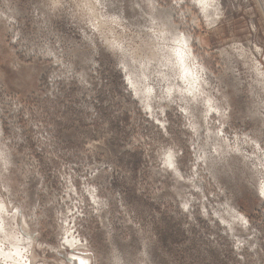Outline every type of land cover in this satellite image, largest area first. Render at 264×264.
Here are the masks:
<instances>
[{"label": "rangeland", "instance_id": "rangeland-1", "mask_svg": "<svg viewBox=\"0 0 264 264\" xmlns=\"http://www.w3.org/2000/svg\"><path fill=\"white\" fill-rule=\"evenodd\" d=\"M93 1L103 26L90 1L0 0V250L264 264V0ZM173 33L195 96L148 59Z\"/></svg>", "mask_w": 264, "mask_h": 264}, {"label": "bare ground", "instance_id": "bare-ground-1", "mask_svg": "<svg viewBox=\"0 0 264 264\" xmlns=\"http://www.w3.org/2000/svg\"><path fill=\"white\" fill-rule=\"evenodd\" d=\"M86 1H90L89 2L90 7L92 6V8H91V11L92 12L91 11L90 12L93 13V16H94V14H96V12L93 11V8L96 6L97 3L94 5V1L93 0H86ZM197 1L202 4L201 5L202 8L207 9L208 0H197ZM96 2H98V1H96ZM94 17L97 20L98 27L105 23V22H103V20H101L103 18H99L97 15H95ZM169 23H170V21H169ZM165 30L168 33H170V34L172 33V30L169 29V28H166ZM164 38L166 39L165 41H159L158 40V41H155L156 43L153 42V44L155 43L154 46L152 47L154 50H152L150 52V55H149V58L148 59H151V60H152V58L155 59V56L159 55L160 57L157 56V58L159 57L158 60H160V62H161V64H159V66L161 65V67L163 66V67H165V69L167 68V70L164 69V71L166 73L169 72V77H174V83L171 84V85H173L172 88L177 87L179 89V88H181V85H182L183 87L186 88V90H188L187 93H191L192 96H195V93H192L193 91H191V88H188L189 83L192 84L191 81H192V76H193V72H192V69L190 67L191 66L190 61H192L193 59H192L191 52H190V50L188 48V45H189L188 38L185 35H182L181 33H180V35L177 34V33H173L170 37H169V35L165 34V37ZM151 43H152V41H151ZM155 45H157V46H155ZM138 59H139V56H138ZM145 61H147V60H145ZM153 61L156 62V60H153ZM141 63H143V65H144V61L141 62ZM147 63H148V61H147ZM147 63H145L146 64L145 66H147ZM147 68L149 69V67H147ZM151 69H152V67H151ZM159 70H160V68H159ZM161 70H163V68ZM146 73H148V72H146ZM138 75H140V74H138ZM132 82H133V80L131 81V84H133L134 85V88H135L136 85H135L134 82L133 83ZM146 89H148V92L149 93L151 92L149 90L150 88H146ZM135 90H137V89H135ZM263 195H264V187H263ZM2 202H4V201L2 200ZM3 207H6V205L5 206H2V209H3ZM6 212H8V211H6ZM4 216H5V214H4ZM1 217H3V216H1ZM15 217H17L18 219H20V216L18 214V210H16ZM21 219H22V217H21ZM15 222H17V220ZM5 223H8V222H5ZM1 225H2V223H1ZM6 226H8V225H6ZM21 227H22V225H21ZM6 229H8V228H6ZM23 229H25V228H23ZM21 230H22V228H21ZM64 230L67 231L68 230L67 227ZM6 232H8V231H6ZM23 235H26V234H23ZM26 236H27L25 238V241H26V244H27L26 248L29 247L30 250H31L32 245H33L32 239L29 238L28 235H26ZM65 238H66V240H65L66 242L65 243L69 244L71 247H75V246H78L79 245V241H77V239H74L73 237H70L71 238L70 239L69 236H66ZM7 240L9 242V244H10V247L7 250L5 248L3 250H0V262L1 263H3V264H32L33 263V258L30 257L29 259H26V256L24 255L25 254V251H26V248L24 246L19 245V243H17L20 239H18V241H16L15 236H14V238H12L11 240H9V238ZM0 242H2V244L0 245L1 247L3 245H5V243H6L3 239H0ZM77 253L78 252H76V254L73 253L74 255H73L72 258H74V259L73 260L72 259L70 260V264L71 263L72 264L73 263L80 264L81 261H84V264H91L90 256L88 257V255L86 256V254L84 255L82 253L81 254H77ZM68 263H69V261H68Z\"/></svg>", "mask_w": 264, "mask_h": 264}, {"label": "snow or ice", "instance_id": "snow-or-ice-1", "mask_svg": "<svg viewBox=\"0 0 264 264\" xmlns=\"http://www.w3.org/2000/svg\"><path fill=\"white\" fill-rule=\"evenodd\" d=\"M165 164L169 169L175 170V164L173 163V155L171 151L167 152V158L165 159ZM80 264H84V261H81Z\"/></svg>", "mask_w": 264, "mask_h": 264}]
</instances>
